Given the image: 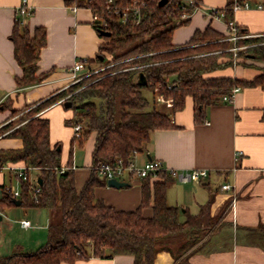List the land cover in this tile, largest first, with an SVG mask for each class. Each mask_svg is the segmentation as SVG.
<instances>
[{
	"label": "trees",
	"instance_id": "16d2710c",
	"mask_svg": "<svg viewBox=\"0 0 264 264\" xmlns=\"http://www.w3.org/2000/svg\"><path fill=\"white\" fill-rule=\"evenodd\" d=\"M160 1L116 0L118 9L108 10L107 0H76L79 7L91 8L94 14L107 20L111 36L101 33L98 22L95 27L105 40L100 46L99 55L104 56L101 62L113 65L105 73L75 83L34 106L15 109L12 99L4 103V108L12 110V116L24 112L18 117L19 125L8 122L0 128V136L21 139L23 145L19 149L0 150V164L36 168L42 184L40 191L35 192L29 181L21 180L18 198L3 184L0 207L4 210L20 199L21 206L44 208L51 216L49 238L43 246L32 252L0 256V264H75L81 259L113 258L120 254L132 255L134 264H155L163 250L171 253L175 264H189L202 242L223 224L231 200L225 202L217 215L212 214L213 197L201 206L199 213L190 214L187 209L168 202L170 175L166 172L141 178L139 207L122 210L97 197L96 189L108 184L105 176L91 171L79 189L76 170L71 168L75 144L84 147L91 135H95L92 165L115 163L119 158L127 164L145 151L152 132L176 126L172 115L185 107L187 97L193 98L196 120L201 121L205 108L221 103L234 87L264 89V73L249 81L211 75L234 65L229 50L233 42L212 26L196 30L186 44L173 43L174 31L190 23L201 0H195L196 6H183L182 0H168L160 6ZM235 2H227L226 21L233 19ZM127 8V20L123 21V11ZM184 13L190 16L182 18ZM239 32L246 33L243 29ZM10 39L15 58L23 69V74L17 77L18 87L25 90L44 83L52 72H40L38 65L47 44L46 29L38 26L31 32L27 23L22 25L16 15ZM254 43L261 44L239 51L237 63L251 66L250 60L264 62V36L241 39L237 44ZM141 73L146 84L139 82ZM146 91L151 99L145 95ZM69 94L74 115L66 123L71 126L82 123L83 134L79 140L72 138L64 165L62 144L51 143L50 119L40 112ZM158 95L173 99L169 113L158 108ZM62 166L68 169L60 172ZM147 207L152 208L151 216L143 213ZM260 228L264 229V223Z\"/></svg>",
	"mask_w": 264,
	"mask_h": 264
},
{
	"label": "crops",
	"instance_id": "0c3cea01",
	"mask_svg": "<svg viewBox=\"0 0 264 264\" xmlns=\"http://www.w3.org/2000/svg\"><path fill=\"white\" fill-rule=\"evenodd\" d=\"M22 1L0 0V128L10 121L19 125L18 117L24 112L12 116V110L4 108L8 99H12L13 108L22 109L69 88L73 83L71 68L74 63L82 58L89 59L94 66L100 63V46L105 41L95 27L92 9L79 7L76 0H28L33 7V13L27 20L31 32L38 26L47 31V44L41 52L39 70L52 72L44 83L20 89L17 77L23 74V69L15 58L10 35ZM227 2L228 0H201V7L191 15L190 23L174 31L173 43L186 44L196 30L203 31L208 26L228 35L226 20L210 15L212 8L224 10ZM249 2L251 7L234 12L233 19L247 35L262 37L264 0ZM260 4L262 8L258 7ZM74 5L78 6L77 10L72 9ZM248 62L253 65L237 63L211 75L232 76L249 81L264 73V62ZM67 96L40 112V115L50 119L51 143L54 145L61 142L62 149L65 144L68 148L64 165L74 137V126L66 123L74 115V111L66 106L69 102L65 99ZM157 106L165 112L171 111V107L163 103L158 102ZM263 114L264 89L260 86L242 87L232 101L208 106L201 121L196 120L193 98L187 97L185 107L172 115L176 126L152 132L145 151L135 157L139 164L150 159L160 160L165 167L175 172L208 170L207 177L187 183L170 175L168 202L187 209L190 214L199 213L201 206L213 197L212 214L217 215L225 202L231 200L223 224L202 242L199 250L191 256L189 264H264V229L260 228L264 223ZM94 144L95 135H91L85 144L88 159L84 166H80L74 157L73 165L79 189L91 174ZM22 145L21 139L0 136V150L19 149ZM33 172V178H40L38 169ZM7 173L11 179L14 176L8 171H0V196L3 184L7 186ZM127 181L130 186L123 188L110 187L108 184L98 187L96 195L106 204L118 209L134 210L142 200V183L139 178ZM224 184H230L232 188L225 190ZM143 213L151 216L152 208H145ZM185 219L183 211L181 220ZM31 224L32 226L25 227L21 223L20 226L25 233L27 231L29 237L25 244L28 248L37 245L40 248L49 238L50 217L43 227L34 225L32 221ZM75 264H134V257L125 254L113 258L90 257L78 260ZM155 264H175V261L169 251L163 250L158 253Z\"/></svg>",
	"mask_w": 264,
	"mask_h": 264
},
{
	"label": "built area",
	"instance_id": "2783aa9c",
	"mask_svg": "<svg viewBox=\"0 0 264 264\" xmlns=\"http://www.w3.org/2000/svg\"><path fill=\"white\" fill-rule=\"evenodd\" d=\"M183 6H196L197 3L195 0H182ZM116 0H107V8L108 10H117L118 7L116 5ZM136 4L137 1H134ZM201 7V3L197 5V8ZM251 7V3L249 0H245L243 2H236L234 3L232 10L233 12H236L240 9H248ZM259 8H262L263 6L260 4L258 6ZM72 9L77 10L78 6L74 5L72 6ZM129 8L125 9L123 11V21L127 20V11ZM138 12V9L135 10V13ZM33 13V7L29 4L28 0H23L20 6L17 9V16L20 18V22L22 25L27 23L28 18ZM210 15L214 18H223L225 19V10H218L216 8H212ZM190 16L189 13H184L182 15V18H188ZM94 22H98L101 26L102 30H107L108 22L105 18L94 14ZM229 29L228 36L226 37V40H229L233 42V46L229 49L233 53V59L234 64H237L238 60V52L241 50H246L250 46H255L261 43H254V44H246V45H238V41L241 39L249 38L250 35H247L246 33H240L239 27L237 26L234 19H231L229 21H226ZM113 64H102L98 67L94 66L92 62L89 59H79L77 60L74 65L71 68V76H72V85L78 82H81L87 78H90L91 76L98 75L101 72H106L108 68H110ZM169 88L172 87V85L168 86ZM241 90V87L236 86L233 88L231 94H227L223 96L222 101H232L236 94ZM71 96L69 94L65 99H68ZM157 102L164 103L167 107L173 106V99L172 98H165L163 95H158ZM83 134V124L77 123L74 125V136L77 140H79L82 137ZM72 169H75V166L73 165L71 167ZM36 168H33L31 166H27L26 164H0V171H8L11 174L15 175L19 181H29L35 192L40 191V184L38 183V179L31 178V173ZM67 166H62L60 168V172H64L67 170ZM91 171H97L101 176H105L108 180L112 178H116L121 181H127L132 178H143L147 176H153L157 177V174L159 172H166L168 175H175L179 181L187 183L191 181H199L202 178H205L209 175L208 170L206 169H194V170H188V171H179L175 172L174 170L167 168L164 166L163 162L157 159H150L146 162L139 164L135 159L131 160L129 163H125L122 158H119L115 163H107V162H99L96 165H90ZM232 187L230 184H224L223 189L230 190ZM6 190L13 194L14 197L18 198L20 196V190H16L13 192L11 186H6ZM22 225L25 227L32 226L30 220H22Z\"/></svg>",
	"mask_w": 264,
	"mask_h": 264
},
{
	"label": "rangeland",
	"instance_id": "374dc122",
	"mask_svg": "<svg viewBox=\"0 0 264 264\" xmlns=\"http://www.w3.org/2000/svg\"><path fill=\"white\" fill-rule=\"evenodd\" d=\"M110 60L112 59L110 58ZM102 64L104 63L100 62L95 66L98 67L99 65ZM102 73L105 72H101L100 74ZM100 74H98V76ZM145 95L151 99V95L147 91L145 92ZM74 148H75L74 157L77 163L80 166H84V164H86V161L88 159L87 146L80 148L77 144H75ZM67 152H68V148L65 144V147L63 149L64 159L66 158ZM34 174H35L34 172L31 173V178L33 177ZM12 177L13 178L11 179L9 173H7V177H6L7 186H11L13 192H15L16 190H21V182L19 181V179L15 175ZM0 214L3 216V219L0 220V256L11 255L17 251H31L39 247L37 245L34 246L33 248H28L27 244H25V242H27L28 240L27 238L29 237L27 231L25 233L24 229L20 227L21 221L23 219H29L32 221L34 225L43 227V225L46 224L47 220H49V217L51 216L49 210L44 208L28 206V205H24V206L14 205L4 210L1 209L0 207ZM18 244L23 246L17 247Z\"/></svg>",
	"mask_w": 264,
	"mask_h": 264
},
{
	"label": "water",
	"instance_id": "95a60500",
	"mask_svg": "<svg viewBox=\"0 0 264 264\" xmlns=\"http://www.w3.org/2000/svg\"><path fill=\"white\" fill-rule=\"evenodd\" d=\"M168 2V0H161L160 1V6H163L165 5L166 3ZM104 36H111L112 33L108 30H103L101 32ZM99 58L101 61L104 60V56L102 55H99ZM139 82L141 84H146L147 83V80L145 78V75L143 73L140 74V78H139ZM67 107H70L71 106V103L68 102V104H66ZM59 149H61V147H59ZM38 183L41 185L42 184V178H38ZM108 185L110 187H114V188H123V187H127V186H130V182L128 181H121V180H118L116 178H112V179H109L108 180ZM2 194V192H1ZM14 203L17 205V206H20L22 204V201L20 199H15L14 200ZM3 219V216L0 214V220Z\"/></svg>",
	"mask_w": 264,
	"mask_h": 264
}]
</instances>
